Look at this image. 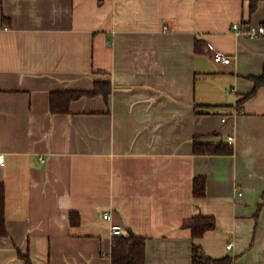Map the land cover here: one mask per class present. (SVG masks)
Wrapping results in <instances>:
<instances>
[{"label": "crops", "instance_id": "obj_1", "mask_svg": "<svg viewBox=\"0 0 264 264\" xmlns=\"http://www.w3.org/2000/svg\"><path fill=\"white\" fill-rule=\"evenodd\" d=\"M234 24H264V0L0 1V264H25L20 251L33 264H112L114 226L146 239V264H193L194 245L264 264V86L245 98L264 75V39ZM97 82L107 97L52 112V93ZM231 137L229 154L194 150ZM198 216L216 228L194 239L184 224Z\"/></svg>", "mask_w": 264, "mask_h": 264}, {"label": "trees", "instance_id": "obj_2", "mask_svg": "<svg viewBox=\"0 0 264 264\" xmlns=\"http://www.w3.org/2000/svg\"><path fill=\"white\" fill-rule=\"evenodd\" d=\"M202 43L197 42V49L201 51ZM256 87L254 91L247 95L249 98L257 92V90L264 86V75L256 78ZM106 85L97 82L95 89L90 92H54L51 96V107L53 113L68 112L71 102L82 95L96 96L103 93L106 97L109 95L110 86L107 90L104 89ZM231 145L225 144H203L195 142L194 150L199 155H220L229 154L232 152ZM194 193L197 197L206 195V181L204 177H197L195 179ZM72 222L75 223V215L72 216ZM184 226L191 230L194 239L202 238L207 232L216 228V220L214 217L198 216L187 222ZM8 229L5 218V197L3 190L0 189V237L8 236ZM202 248L198 245L193 247V264H234V259L231 256H226L220 259H213L211 257L204 258ZM19 256L24 260L25 264H33L28 254L19 252ZM146 239L139 237L134 233L128 236H116L113 242L112 250V264H146Z\"/></svg>", "mask_w": 264, "mask_h": 264}, {"label": "built area", "instance_id": "obj_3", "mask_svg": "<svg viewBox=\"0 0 264 264\" xmlns=\"http://www.w3.org/2000/svg\"><path fill=\"white\" fill-rule=\"evenodd\" d=\"M233 31L237 35L246 36L250 39H264V24H258V25L256 24H234ZM207 50L212 55L215 62L223 64V65L231 64L232 58L226 53L218 50L213 44H208ZM234 142H235L234 137H231L229 139V144L234 145ZM5 163H6V155L0 153V165H4ZM240 196H242V193H240ZM110 216L111 215L107 213L104 215L103 218L105 220H108L110 219ZM122 235H124V231L121 227H118V226L112 227L113 237L122 236ZM232 246L233 245L230 244L228 248L231 249Z\"/></svg>", "mask_w": 264, "mask_h": 264}, {"label": "water", "instance_id": "obj_4", "mask_svg": "<svg viewBox=\"0 0 264 264\" xmlns=\"http://www.w3.org/2000/svg\"><path fill=\"white\" fill-rule=\"evenodd\" d=\"M202 257L207 258L205 254H202Z\"/></svg>", "mask_w": 264, "mask_h": 264}]
</instances>
